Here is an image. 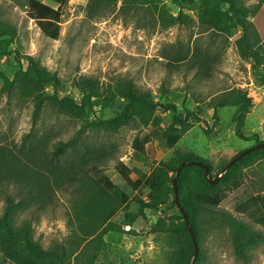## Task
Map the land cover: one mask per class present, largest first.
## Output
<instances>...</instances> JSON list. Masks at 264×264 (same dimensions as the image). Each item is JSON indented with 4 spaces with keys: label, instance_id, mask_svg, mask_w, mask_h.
Returning a JSON list of instances; mask_svg holds the SVG:
<instances>
[{
    "label": "rangeland",
    "instance_id": "obj_1",
    "mask_svg": "<svg viewBox=\"0 0 264 264\" xmlns=\"http://www.w3.org/2000/svg\"><path fill=\"white\" fill-rule=\"evenodd\" d=\"M243 1L259 8L251 21L262 40L264 0ZM89 2L69 0L59 7L51 0H36L24 11L9 0H0V16L17 27L22 52L35 56L43 65L58 72L66 84L67 94L80 98L75 80L82 75L105 82L124 77L132 79L140 89L152 91L157 100L174 102L180 110L188 107L201 117L202 120L194 122L174 147L164 134L173 115L162 109L156 112L157 125L143 127L131 123L113 132L89 130L85 133L90 146L110 150L111 154L102 166L112 181L127 193L121 210L113 218V223L118 226H112L103 236L105 257L118 264H173L176 247L172 245V237L152 229L158 217L164 215V208L160 211L146 209L143 216L137 203L141 194L127 186L115 168L116 162L120 159L126 163L133 179H145L161 161L171 159L177 151L192 152L212 165L208 177H218L219 180L228 161L256 143L255 138L242 139L239 131L264 140V69L252 60L242 58L235 37L226 39L213 31L204 32L199 25L196 5L185 8L190 16L186 23L163 28L147 7H123L120 1L114 10H107L103 15L102 11L91 10ZM165 3L172 13L177 14L180 8L172 0ZM195 46H200L205 56H213L209 68H206L207 73L198 65L192 67L189 63L169 66L165 54L170 56L184 47L192 56ZM21 64L26 67V60L23 59ZM19 66L15 56L0 60V69L9 77H13ZM2 85L0 80V147L17 151L28 133L34 135L33 139L49 134L51 141L68 140L79 129V121L51 107H47L38 123L33 125V103L18 95L3 93ZM230 89L247 91L252 98L251 112L241 125L234 119L236 107L220 108L217 115L209 108L213 98ZM240 179H243L240 188L225 187L226 198L216 209V216L231 214L255 231L247 258L237 255L231 228L218 222V226L214 223L212 228L204 231L202 248L206 264H264V226L237 210L239 201L247 192L255 194L264 189V164L255 163L243 168ZM4 191L16 194L13 185L9 189L0 188V215L5 206ZM144 193L146 197L147 191ZM71 195L70 191L60 190L53 203L44 210L37 214L31 210L23 211L19 213L18 221L35 218V236L45 247L63 242L70 235ZM126 212L135 218L132 225L125 224ZM166 212L169 216L180 210L177 207ZM0 264L14 263L3 261L0 254Z\"/></svg>",
    "mask_w": 264,
    "mask_h": 264
},
{
    "label": "trees",
    "instance_id": "obj_2",
    "mask_svg": "<svg viewBox=\"0 0 264 264\" xmlns=\"http://www.w3.org/2000/svg\"><path fill=\"white\" fill-rule=\"evenodd\" d=\"M9 1L25 11L36 0ZM51 1L62 7L69 0ZM120 1L123 7H147L156 15L163 28L186 23L190 16L185 8L196 5L199 25L204 32L213 31L226 39L235 37V45L242 58L252 60L256 66L264 69V37L261 40L256 25L251 21L259 12L258 6H248L243 0H172L180 8L174 14L167 7L166 0H90L89 8L106 15V11L114 10ZM18 34L17 27L0 16V60L15 56L20 63L13 77L0 69V80L3 81L1 91L33 103V125L38 123L44 110L51 107L79 121L80 127L68 140L51 141L49 134L33 139L34 135L28 133L17 151L7 146L0 147V188L9 189L13 185L16 191V194L4 191L5 206L0 215L2 259L14 264H118L105 257L103 236L109 228L118 226L113 223V218L121 210L122 200L127 193L112 181L102 166L109 158L110 150L90 146L86 142L85 133L89 130L113 132L131 123L143 127L157 125L159 118L156 112L162 109L173 115L164 134L170 146L174 147L194 122L202 119L188 107L180 110L174 102L157 100L152 91L142 90L132 79L124 77L105 82L97 77L82 75L75 80V87L81 95L75 98L66 93V84L57 71L43 65L35 56L22 52ZM189 53V49L180 47L170 56L165 54V58L170 67L189 63L192 67L198 65L207 73L206 68H209L213 56H205L200 46H195L192 56ZM23 59L27 62L26 67L21 64ZM226 106L236 107L234 119L241 125L251 112L252 98L242 89L224 90L210 101L209 108L217 115V111ZM238 135L244 140L255 138L254 146L264 141L256 135L248 136L241 131ZM185 161H200L212 170L207 160L183 151H177L171 159L161 161L145 179H133L129 166L120 159L115 165L127 186L141 194L137 203L143 216L146 209L160 211L164 208V215L158 217L152 229L172 237V245L176 247L172 255L173 264H191L194 256V243L186 219L177 205L173 183L178 168ZM255 163L264 164V148L249 152L222 172L224 167L220 179L214 184L209 181L211 177H208L202 166L187 164L181 169L177 176L179 202L188 216L199 245V254L194 264H206L202 248L204 231L212 228L214 223L218 226V222L231 228L237 255L242 259L247 258V250L252 244L255 231L231 214L216 216V209L226 198L225 187L240 188L243 168ZM60 190L72 194L70 235L63 242L45 247L35 236V218L29 217L19 222L18 215L27 210L35 214L44 210L53 203ZM263 190L261 188L255 194L247 192L237 205L238 212L247 214L254 223L262 226ZM173 195L174 198L171 197ZM177 207L180 210L178 214L167 215V210ZM125 218V224L128 225L135 221L128 212Z\"/></svg>",
    "mask_w": 264,
    "mask_h": 264
},
{
    "label": "water",
    "instance_id": "obj_3",
    "mask_svg": "<svg viewBox=\"0 0 264 264\" xmlns=\"http://www.w3.org/2000/svg\"><path fill=\"white\" fill-rule=\"evenodd\" d=\"M264 148V141L261 142V143H258L256 144L255 146L253 147H250L244 151H242L239 155H237L236 157H234L226 166L225 168L223 169L222 172H225L230 166H232L235 162L239 161L243 156L247 155L249 152L251 151H254V150H258V149H262ZM187 164H196V165H199V166H202L205 170H206V173L207 175L210 173V167L203 163V162H200V161H185L183 162L180 167L178 168L177 170V173L174 177V189H175V195H176V201H177V205L179 207V209L182 211L185 219H186V224H187V227H188V230L190 231V234H191V237H192V240H193V243H194V256L192 258V261H191V264H194L196 258L198 257V254H199V245H198V242H197V239H196V236L192 230V228L190 227V224H189V220H188V216L187 214L185 213L184 209L182 208L180 202H179V197H178V189H177V176L179 175L181 169L187 165ZM209 181L214 184L218 181V177L214 178V179H211V178H208Z\"/></svg>",
    "mask_w": 264,
    "mask_h": 264
}]
</instances>
